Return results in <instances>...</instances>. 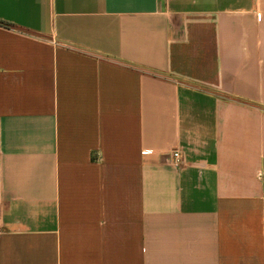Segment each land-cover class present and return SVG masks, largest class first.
I'll use <instances>...</instances> for the list:
<instances>
[{"label":"crops","instance_id":"crops-1","mask_svg":"<svg viewBox=\"0 0 264 264\" xmlns=\"http://www.w3.org/2000/svg\"><path fill=\"white\" fill-rule=\"evenodd\" d=\"M0 22V264H264V0Z\"/></svg>","mask_w":264,"mask_h":264},{"label":"built area","instance_id":"built-area-1","mask_svg":"<svg viewBox=\"0 0 264 264\" xmlns=\"http://www.w3.org/2000/svg\"><path fill=\"white\" fill-rule=\"evenodd\" d=\"M173 164H174L175 168H177V169L182 168V166L184 164L183 154L178 150L173 152ZM2 234H3V230L0 229V235H2Z\"/></svg>","mask_w":264,"mask_h":264},{"label":"trees","instance_id":"trees-1","mask_svg":"<svg viewBox=\"0 0 264 264\" xmlns=\"http://www.w3.org/2000/svg\"><path fill=\"white\" fill-rule=\"evenodd\" d=\"M0 24H1V25H5V26H9L8 24H4V23H2V22H0Z\"/></svg>","mask_w":264,"mask_h":264}]
</instances>
